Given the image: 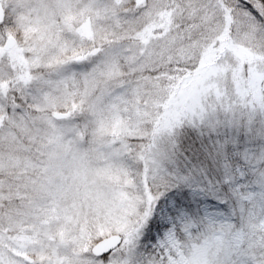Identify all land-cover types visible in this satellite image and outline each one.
Segmentation results:
<instances>
[{"label": "snow or ice", "instance_id": "6c2138e0", "mask_svg": "<svg viewBox=\"0 0 264 264\" xmlns=\"http://www.w3.org/2000/svg\"><path fill=\"white\" fill-rule=\"evenodd\" d=\"M0 264H264V0H0Z\"/></svg>", "mask_w": 264, "mask_h": 264}]
</instances>
